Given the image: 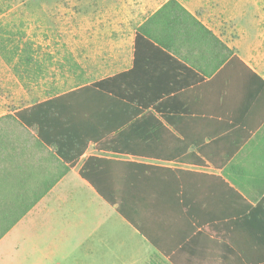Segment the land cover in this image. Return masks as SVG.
I'll return each mask as SVG.
<instances>
[{
  "label": "crops",
  "instance_id": "0c3cea01",
  "mask_svg": "<svg viewBox=\"0 0 264 264\" xmlns=\"http://www.w3.org/2000/svg\"><path fill=\"white\" fill-rule=\"evenodd\" d=\"M168 1L116 2L132 6V11L143 4L153 15ZM178 1L215 37L187 24L160 21L148 29L155 40L144 37L136 44L137 28L127 35L119 24L115 32L104 31V77L59 93H53V83L38 87L53 93L40 102L130 73L126 89L150 102L154 115L138 117L127 138L147 139L152 145L149 155L98 149L90 142L76 165L21 221L34 218V212L37 218L52 211L54 203L76 201L83 187L76 179L62 182L72 171L82 178L80 168L89 156L131 161L149 166L151 187L176 189L158 191V201L171 203L179 197L195 218L206 221L201 226L188 216L187 225L181 223L186 216L164 221L153 233L163 252L121 215L150 244L142 264H264V205L257 207L264 198V0ZM230 50L243 64L231 60ZM49 64L39 59L37 76L44 75ZM81 70L76 73L75 62L73 75L82 76ZM101 198L120 215L116 205ZM186 226L191 229L186 231Z\"/></svg>",
  "mask_w": 264,
  "mask_h": 264
},
{
  "label": "rangeland",
  "instance_id": "374dc122",
  "mask_svg": "<svg viewBox=\"0 0 264 264\" xmlns=\"http://www.w3.org/2000/svg\"><path fill=\"white\" fill-rule=\"evenodd\" d=\"M116 1L0 0V116L104 77V31L120 24L131 35L151 13ZM42 58L50 64L37 76ZM52 83L55 92L38 90ZM75 179L76 201L18 223L0 241V264L144 263L150 244L74 171L62 183Z\"/></svg>",
  "mask_w": 264,
  "mask_h": 264
},
{
  "label": "trees",
  "instance_id": "16d2710c",
  "mask_svg": "<svg viewBox=\"0 0 264 264\" xmlns=\"http://www.w3.org/2000/svg\"><path fill=\"white\" fill-rule=\"evenodd\" d=\"M160 21L163 25L187 24L214 36L178 0H169L137 27L136 44L144 37L155 40V34L148 29ZM232 54L230 50L231 57ZM231 60L242 63L237 56ZM128 75L116 74L0 116V241L76 165L90 142H96L98 149L149 155L152 145L147 139L127 138L138 126V117L154 115L150 102L126 89L129 83L124 85V80ZM153 108L159 110V106ZM142 166L144 170L138 168ZM148 169L146 164L93 155L84 161L80 175L165 252L153 236L155 230L164 227V221L172 223L186 216L181 223L187 225V216L195 217L179 197L171 203L157 200L158 191L176 189L151 187ZM263 205L264 198L257 207ZM195 220L197 226L206 223L199 217ZM188 229L191 227L186 226Z\"/></svg>",
  "mask_w": 264,
  "mask_h": 264
}]
</instances>
